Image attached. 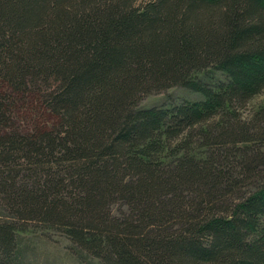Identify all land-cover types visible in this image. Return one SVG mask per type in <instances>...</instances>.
<instances>
[{
	"label": "trees",
	"instance_id": "trees-1",
	"mask_svg": "<svg viewBox=\"0 0 264 264\" xmlns=\"http://www.w3.org/2000/svg\"><path fill=\"white\" fill-rule=\"evenodd\" d=\"M263 89L264 0H0V264L30 224L86 264H264Z\"/></svg>",
	"mask_w": 264,
	"mask_h": 264
},
{
	"label": "rangeland",
	"instance_id": "rangeland-1",
	"mask_svg": "<svg viewBox=\"0 0 264 264\" xmlns=\"http://www.w3.org/2000/svg\"><path fill=\"white\" fill-rule=\"evenodd\" d=\"M212 77V78H211ZM211 77L204 78L208 83H215L222 79L220 74L212 72ZM200 94L191 91L185 87L173 86L164 91L145 94L141 97L140 106H153L167 104L170 101L195 100ZM264 103V89L255 95L244 108L241 113L247 116L249 112L256 109L257 106ZM34 103L27 99V104L20 103L14 114V122L16 127L22 131H30L43 123L47 115L40 109H35ZM126 208L123 202L112 204L111 209L114 214H120ZM3 207L0 205V216L3 213ZM27 230L21 232L22 244L25 246L23 252L25 260L28 264H86L79 261L76 255L70 250V244L67 238L57 230H42L39 226L29 225ZM93 264H98L94 260Z\"/></svg>",
	"mask_w": 264,
	"mask_h": 264
}]
</instances>
